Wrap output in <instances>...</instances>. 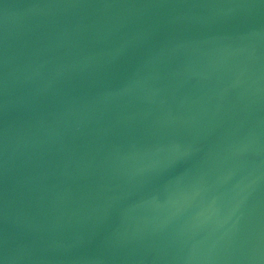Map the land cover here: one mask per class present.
<instances>
[{"label": "water", "instance_id": "95a60500", "mask_svg": "<svg viewBox=\"0 0 264 264\" xmlns=\"http://www.w3.org/2000/svg\"><path fill=\"white\" fill-rule=\"evenodd\" d=\"M3 264H264V0H0Z\"/></svg>", "mask_w": 264, "mask_h": 264}, {"label": "snow or ice", "instance_id": "6c2138e0", "mask_svg": "<svg viewBox=\"0 0 264 264\" xmlns=\"http://www.w3.org/2000/svg\"><path fill=\"white\" fill-rule=\"evenodd\" d=\"M0 264H3V262H2V261H0Z\"/></svg>", "mask_w": 264, "mask_h": 264}]
</instances>
